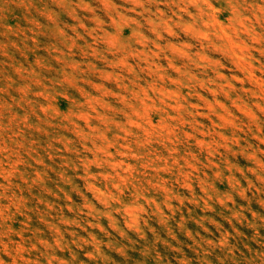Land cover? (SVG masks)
<instances>
[{"label":"rangeland","instance_id":"obj_1","mask_svg":"<svg viewBox=\"0 0 264 264\" xmlns=\"http://www.w3.org/2000/svg\"><path fill=\"white\" fill-rule=\"evenodd\" d=\"M0 264H264V0H0Z\"/></svg>","mask_w":264,"mask_h":264}]
</instances>
